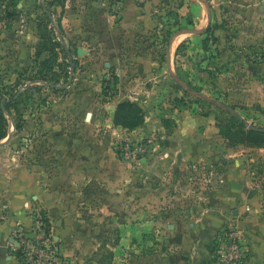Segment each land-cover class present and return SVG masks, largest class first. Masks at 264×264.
<instances>
[{
    "label": "rangeland",
    "instance_id": "1",
    "mask_svg": "<svg viewBox=\"0 0 264 264\" xmlns=\"http://www.w3.org/2000/svg\"><path fill=\"white\" fill-rule=\"evenodd\" d=\"M124 1L106 0V12L115 21L123 15ZM68 2L20 0L16 16L0 21V108L10 105L12 115L0 119V134L7 135L0 141V224L15 209L10 205L12 194L17 190L20 196L25 194L21 187L13 189L18 187L13 183L26 187L33 166L37 191H43V117L55 106L69 103L65 108L70 109L79 101L76 96L68 101L60 94L74 89L72 94L98 93L100 101H105L104 96L125 100L128 89H144L147 94L140 102L148 131L99 129L102 145L116 154L129 173L115 192L100 187L92 192L93 202L101 206L104 202L105 211L99 208L101 215H94L104 217L108 209H114L115 221L93 222L86 217L91 215L89 208L83 206V229L79 226L77 239L68 240L66 255L47 214L32 205L30 227L42 221L52 248H42L44 257L40 263L33 262L16 250L18 243L13 239L16 263L112 264V249L120 247L117 264H156L162 258L156 260L157 256L170 253L176 226L184 231L207 229L202 219L220 213L226 222L217 228L215 245L220 232L233 229L253 264H264V251L253 252L250 245L261 232L254 233V225L246 220L259 215L264 230V144L240 143L239 129L245 127L231 121V115H237L246 128L264 129V0H164L155 14L158 27L147 36V53L156 64L141 79L107 59L81 61L82 42L92 47L99 40L100 29L93 26L99 16L91 13L83 21L79 18L77 27L76 19L65 13ZM81 28H87L85 38ZM45 29L50 35L45 43L52 54L46 50L37 57L40 32ZM174 35L180 47L170 74L167 47ZM53 42L60 46L55 48ZM226 50L233 56L222 57ZM49 57L46 69L41 63ZM125 63L132 62L126 60L121 66ZM120 92L125 96H119ZM16 93L18 101L9 104ZM15 125L22 126L21 131ZM123 150L139 152L137 162L126 161ZM111 195L115 198L109 199ZM248 214L251 217L244 218ZM19 228L25 226H17L14 233ZM125 247L131 249L124 253Z\"/></svg>",
    "mask_w": 264,
    "mask_h": 264
},
{
    "label": "crops",
    "instance_id": "2",
    "mask_svg": "<svg viewBox=\"0 0 264 264\" xmlns=\"http://www.w3.org/2000/svg\"><path fill=\"white\" fill-rule=\"evenodd\" d=\"M138 1L125 0L123 15L119 21H115L106 12V0H69L65 13L70 14L72 20L76 19L77 27L79 18L80 21H83L86 16L90 17L91 13L99 16L97 17L99 22L93 25L97 31L100 29L97 35L99 40L95 41L92 47L82 42L81 55H79L82 62L107 59L114 66L119 64L121 69L126 70L127 75L132 74L133 77L136 75L139 79L143 78L149 69L155 67L156 63L150 60L147 53L150 46L147 36L158 27L155 14L158 8L162 7L164 0H144L143 3ZM43 9L45 10V7ZM72 15L76 16L72 17ZM73 28L76 29L74 25ZM87 28H81L82 38L88 36ZM175 37L174 35L170 39L167 47V64L170 74L172 73L171 63L177 56L176 53L180 47ZM224 50L222 49L221 52ZM66 53L68 54V52ZM230 53L226 50L221 56H233L229 55ZM67 56L71 61L72 57L69 54ZM126 60L132 63L129 65L125 63L121 66V63ZM72 90L74 89L60 94L68 101L77 97L79 101H75L72 108H65L70 105L69 103L67 105L60 104L61 106H55L43 117L44 181L41 184L43 191H37L39 187L35 179V166L29 170V181L26 187L23 185L22 187L19 183H13L18 185V187L12 186L13 189L21 187L25 194L20 196V190L12 194L10 205L15 209H12L10 217L0 224V264H17L12 253V245H15L13 241L14 229L22 225L26 229H30L34 220L29 216L32 205L47 214L55 238L60 242L61 251L66 255L69 254L65 250L66 245L69 244L68 240L77 239L79 226L80 231L83 229L82 222L85 219L80 210L83 209V206L89 208L91 215L86 217L93 222H103L105 219L108 222H114L116 219L114 209H108L107 213H104V217L94 215H101L99 208L102 213L105 211L103 209L104 202L103 206L97 204V201L93 202L92 192L99 187L109 192H115L120 185L125 184L126 175L129 173L120 165L116 154L102 145L101 137L103 135L100 134L99 129L102 126H107L115 133L119 130L128 132L114 125L116 108L119 103L130 100L144 109L140 99L145 98L146 90L128 89L125 100H118L116 96L112 99L104 96L102 98H105V101H100L98 93L90 92L89 96H85L87 94L82 92L72 94ZM123 95L125 96L120 92L119 96ZM87 99L91 101L88 102ZM145 119H147L146 116ZM155 121L156 119L152 120V122ZM136 131L146 132L148 128H145L144 125ZM110 198L114 199L115 197L111 195ZM109 199L108 202H110ZM114 204L115 202H112L107 208ZM252 215L258 218L254 219L253 217L252 220H248L246 217H251L249 214L244 215V218L254 225V233H258L256 230L261 232L259 236L254 235L251 239L252 243H250L251 250L253 252L255 250L259 254L262 250L264 251L263 221L259 215ZM241 216L240 213L239 217L241 218ZM202 220L207 222V229L195 227V229L184 231L180 226H176L172 232L170 253L157 256L156 260L162 258L156 264H211L215 235L218 233L217 228L223 227L226 217L216 213L207 215ZM94 230L96 228L93 226ZM115 231L116 227L113 225L112 233L115 234ZM127 249L131 248L125 247L124 253ZM119 250L120 247L112 249L114 253L112 264H117ZM249 260L253 264L251 256ZM141 262L140 259L139 263Z\"/></svg>",
    "mask_w": 264,
    "mask_h": 264
},
{
    "label": "trees",
    "instance_id": "3",
    "mask_svg": "<svg viewBox=\"0 0 264 264\" xmlns=\"http://www.w3.org/2000/svg\"><path fill=\"white\" fill-rule=\"evenodd\" d=\"M20 0H0V21L4 20H11L16 16L15 8L17 7ZM1 14H3L1 16ZM209 29H207L206 32H208ZM41 39L42 43L37 51V57H40L44 51H49V54H52V49L47 48V44L45 41H50V35L48 34L47 29L45 31H41ZM60 46V43L53 42V46L56 48L57 46ZM67 52V51H65ZM41 65L49 69L50 68V57L47 60H44ZM47 82V81H43ZM115 82H118V78H115ZM18 83V81H17ZM20 97V94L16 93L14 96H12L9 100V104H15ZM10 105H2L0 108V119L5 121V116L8 115L10 118H12V115L10 113L9 107ZM231 121L233 122V125L239 123L242 128H246L245 122L240 121L237 117L231 115ZM114 125L116 127H121L122 129L126 131H134L145 123V112L142 107H140L138 104L132 102V101H123L118 104L114 119H113ZM15 130L21 131L22 126L15 125ZM239 129V136H242L240 143L242 144H252V145H262L264 144V133L256 132L253 130H250L248 128L246 129ZM7 135L0 134V141L4 140Z\"/></svg>",
    "mask_w": 264,
    "mask_h": 264
},
{
    "label": "built area",
    "instance_id": "4",
    "mask_svg": "<svg viewBox=\"0 0 264 264\" xmlns=\"http://www.w3.org/2000/svg\"><path fill=\"white\" fill-rule=\"evenodd\" d=\"M124 159L133 163L137 162L139 152H129L123 150ZM33 234V237L29 235ZM49 234L46 232L43 222L36 221L33 227L30 229L19 228L14 233V239L18 243L16 250L30 258L33 262H39L44 257V250H49L52 245L49 243ZM218 240L214 247L211 264H249L248 251L240 241L238 235L234 233L233 229L229 231L220 232L218 234ZM31 240H33L31 242ZM39 243H42V247H39ZM38 246H37V245ZM48 244V245H47ZM54 256L53 253H51Z\"/></svg>",
    "mask_w": 264,
    "mask_h": 264
},
{
    "label": "water",
    "instance_id": "5",
    "mask_svg": "<svg viewBox=\"0 0 264 264\" xmlns=\"http://www.w3.org/2000/svg\"><path fill=\"white\" fill-rule=\"evenodd\" d=\"M207 9H208V13L209 15L211 14V10H210V7L209 5H206ZM49 88H52V89H55V90H63L65 87H62V86H55V85H48ZM237 117L238 119H240L241 121H245L243 118L241 117H238L237 115L235 116ZM249 128L253 131H256V132H260V133H264V129H260V128H257V127H254L252 125H249ZM237 214V213H236ZM235 214V215H236Z\"/></svg>",
    "mask_w": 264,
    "mask_h": 264
}]
</instances>
